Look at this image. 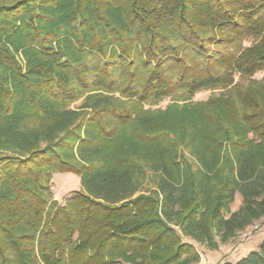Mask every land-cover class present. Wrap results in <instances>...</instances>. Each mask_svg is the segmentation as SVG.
<instances>
[{
  "label": "trees",
  "instance_id": "1",
  "mask_svg": "<svg viewBox=\"0 0 264 264\" xmlns=\"http://www.w3.org/2000/svg\"><path fill=\"white\" fill-rule=\"evenodd\" d=\"M263 216L264 0L0 4V264H196Z\"/></svg>",
  "mask_w": 264,
  "mask_h": 264
},
{
  "label": "rangeland",
  "instance_id": "2",
  "mask_svg": "<svg viewBox=\"0 0 264 264\" xmlns=\"http://www.w3.org/2000/svg\"><path fill=\"white\" fill-rule=\"evenodd\" d=\"M14 0H0V4H8L13 2ZM261 76L260 73L256 74L255 77L259 78ZM218 91H208L203 90L197 92L192 101H205L212 94H217ZM82 102V99H79L76 103H74L73 107H77ZM168 100H164L158 105L154 106H145V108H149L150 110H163L168 104ZM178 104H183V102H179ZM187 157L191 159V157L184 151ZM193 160V159H191ZM75 176V175H74ZM76 177V176H75ZM53 181L51 180V189L54 194V197L57 201L62 202L63 199L73 190H78L79 186H75L73 190L69 188L75 185L73 180H65L64 176L59 174L53 175ZM145 180L143 187L147 188L150 186V181ZM67 190V191H65ZM241 205V196L239 193H236L234 196L233 202L230 204V211H236ZM226 215V214H225ZM264 238V216L259 220L252 222L250 225L246 226L243 230L237 232L234 237L227 241H221V239L217 236L215 237L216 246L213 248H209L205 243L196 242L191 238H187V240L197 249L199 253V260L196 264H218L222 262H231L234 263L237 260L243 258L252 250H256L258 248L259 243Z\"/></svg>",
  "mask_w": 264,
  "mask_h": 264
},
{
  "label": "crops",
  "instance_id": "3",
  "mask_svg": "<svg viewBox=\"0 0 264 264\" xmlns=\"http://www.w3.org/2000/svg\"><path fill=\"white\" fill-rule=\"evenodd\" d=\"M59 175H62V176H64V179L65 180H73L74 182H75V185L73 186V187H71V188H69L70 190H73V188L75 187V186H79L80 187V182H79V178L76 176H74V174H71V173H64V174H60V173H58ZM54 179H53V177H52V181H53ZM65 191H67V190H65ZM56 197V196H55Z\"/></svg>",
  "mask_w": 264,
  "mask_h": 264
}]
</instances>
